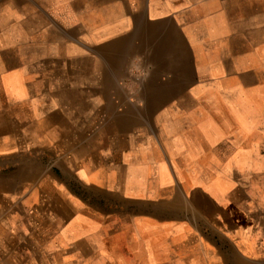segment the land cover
<instances>
[{"label":"crops","instance_id":"1","mask_svg":"<svg viewBox=\"0 0 264 264\" xmlns=\"http://www.w3.org/2000/svg\"><path fill=\"white\" fill-rule=\"evenodd\" d=\"M0 264H264V0H0Z\"/></svg>","mask_w":264,"mask_h":264}]
</instances>
